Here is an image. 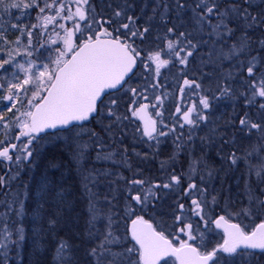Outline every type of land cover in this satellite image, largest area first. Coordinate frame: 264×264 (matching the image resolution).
Masks as SVG:
<instances>
[{
    "label": "snow or ice",
    "instance_id": "6c2138e0",
    "mask_svg": "<svg viewBox=\"0 0 264 264\" xmlns=\"http://www.w3.org/2000/svg\"><path fill=\"white\" fill-rule=\"evenodd\" d=\"M69 5H74L75 10ZM161 6L163 11L159 13V21L162 28L154 39L163 41V46L157 43L156 48H150L144 57L135 39L141 43L148 41V34L152 31L150 22ZM255 7L259 6L254 4V0H195L194 3L174 0L175 15L181 17L180 24L190 22L192 25L191 30L181 31L175 22L168 26L172 5L167 0H158L152 8L153 16L148 17V23L141 30L136 25L137 18L127 15L124 7L114 9L109 17L97 19L90 0H0V18L5 15L15 17V22L0 28V131L5 137L12 136L20 142L10 143L0 139V165L12 162L13 152L24 153L23 157L19 154L15 156L17 163L22 160L31 163L34 142H39L38 138H59L58 131L49 130H83L84 123L103 116L105 108L109 118V124L103 129L105 132L111 133L113 125L119 126L123 120L131 119L139 120L141 123L136 125V131L139 132L142 127L143 136L148 141L156 140L157 145L159 137L176 135L175 127L163 130L168 128L160 110L166 94L157 95L155 103H141L138 97L143 100H149V97L139 92L138 88H124L128 83L125 78L129 74L135 75L138 61L143 63L144 59L147 61L146 70L152 71L154 65L157 77L161 75V69L179 65L178 71L183 78V84L179 86L181 96L186 89L198 90V94L203 90L202 83L188 78L185 70L190 63L189 58L200 44L209 42L213 46L220 44L217 59L221 63L233 60L238 63L232 64L227 74L221 76L214 97L200 95V107L195 104L187 108L183 104L176 106L177 120L183 121L180 129L189 126L187 139H192V130L199 127L201 121H208L213 98L220 100L236 95V90L229 83L235 79L232 69L236 70L244 84L239 94L244 97L245 108L258 106L262 116L258 122L245 111L238 118L239 130L248 137L255 135L256 142L245 147L241 153L232 150L226 157L222 156L230 167L239 166L242 161L246 169L245 196L248 202L238 209L232 208L230 199H226L224 207L220 208L219 193L214 188L209 189L214 170L207 169V181L203 175L199 181L195 179L200 171V160L189 161L188 173H177L174 168L169 172L168 161H161L162 175L158 181L141 178L138 171L133 172L131 177L119 175L117 179L125 184L122 211L116 189H112L114 194L111 198L105 195L102 204L98 193L89 187L96 183L97 175L109 176L112 173L89 170L82 177V183L89 201L88 235L93 239L100 237L99 243L88 251L94 264H237V261L239 264H264V187L259 189V194L252 187L253 178L257 185H264V71H260L264 68V56L260 55L264 52V8L254 11ZM32 11H35L36 22L29 26L23 23V18L30 16ZM186 12L190 15L185 20ZM61 21H67L68 26ZM9 29L19 33L15 40L8 38ZM257 31L261 33L260 38L254 39L253 34ZM204 35L212 38L211 41L196 38ZM17 57L26 59L21 61ZM121 88L131 93L124 114L118 113L116 99H110L105 104L109 90ZM149 107L156 109L155 116L159 120L151 117ZM79 136L80 131H77L71 143L65 140L69 158L77 172L81 171L85 153L90 147L88 143H79ZM182 137L183 132L176 135L174 144L177 150L183 147ZM91 138H95L96 160L115 163L117 153L104 152L103 141L97 133L91 132ZM224 143L234 144L235 141L226 140ZM124 152H127L126 148ZM178 155L179 151H174L169 160L175 161ZM123 163L131 170L127 159ZM51 167L58 165L52 162ZM7 184L8 181L0 176V188ZM54 188L47 181L42 185V190L51 197L50 228L58 223L66 204L64 191ZM160 189L176 193L169 214L172 223L168 225L176 235L163 230L155 219H146L147 213L156 209L155 201L161 198ZM4 196L5 199L0 202L6 209L0 214V224H3L0 228V251L4 259L0 260V264H7L9 245L24 239L22 226L13 231L8 225L11 215H24V202L19 199L18 193H4ZM9 196L12 198L9 199ZM17 204L19 207H16ZM40 207L43 208L44 203ZM217 208L222 214H214ZM244 219H248L250 224H245ZM120 220H124L127 227L117 232ZM97 222L103 223L102 233L97 228ZM201 222L203 230L199 227ZM212 225L223 235L209 246L210 242L205 241V232H211ZM92 228H96V232H92ZM117 248L119 250H115ZM56 257L58 264H73V251L68 241H60Z\"/></svg>",
    "mask_w": 264,
    "mask_h": 264
},
{
    "label": "rangeland",
    "instance_id": "374dc122",
    "mask_svg": "<svg viewBox=\"0 0 264 264\" xmlns=\"http://www.w3.org/2000/svg\"><path fill=\"white\" fill-rule=\"evenodd\" d=\"M95 4L90 0L91 5L94 7L97 19L101 16L109 17L111 16L114 9H118L120 7L126 8L127 15L131 14V10L134 9L133 5L128 7L130 0H93ZM137 8L140 10V16L145 18V22L148 23V17L153 16L152 8L157 4L158 0H134ZM190 3H194L195 0H189ZM111 4L112 7L109 8L108 5ZM169 4L172 5L173 10L168 13V25L169 27L175 22L179 25V30H191V23L180 24L181 17L175 15L174 11V0H169ZM254 4L259 7H255L254 11L261 10L264 8V0H254ZM74 9V5H69ZM15 11V10H12ZM163 11V7H159L157 13L155 14V18L150 22L152 26V31L148 34V41L144 43L136 42L135 44L143 50L144 57L147 55V51L151 48H156V44L160 43L161 46L163 41H155V35L158 31H160V27H162L159 21V13ZM35 11H32L30 16H25L23 18V23L26 25H31L35 23ZM190 15V12H186L184 14L185 20L187 16ZM11 22H15V17L10 15H5L0 18V28H5L9 26ZM68 26L67 21H61ZM124 22L127 23V19L124 18ZM158 27V30L155 28ZM52 26H49V32H51ZM59 31V29H57ZM123 31V30H121ZM161 34H163L161 32ZM19 35L15 30L9 29L8 38L10 40H15ZM203 36H197V39H203L211 41L212 38H202ZM236 39V37H233ZM259 39V38H256ZM26 40V37H25ZM231 43V41H229ZM229 43V44H230ZM200 49H197L194 52V55L189 58L190 63L187 66L186 75L188 78L197 80L202 83L203 90H185V94L183 97L179 91V86L183 84V78H181V74L178 71L179 65L176 67H169L162 69L161 75L157 77L154 72V65L152 71L146 70L147 61L144 59V62L140 64V68L136 73V78L132 80V82L127 83L124 88H138L139 92L143 95L148 96L149 100L140 99L141 103H155V97L157 95H165L166 99L163 100V107L160 109L163 112V117L173 116L175 117L176 106L180 104V100L183 102H188L191 104L199 105V98L201 94H206L210 97H214V93L216 90L217 83L221 79L222 75H226L229 69H231L232 64L229 61H223L221 63L220 60L217 59V50L220 48V44L213 46L211 42L208 44H200ZM208 51L206 55H202L203 52ZM211 53V55H210ZM256 55L255 53H252ZM162 58H166L162 55ZM18 60L26 59L25 57H17ZM242 59H246L243 58ZM230 63V64H229ZM233 71V69H232ZM260 71H264V68L260 69ZM233 74L234 71H233ZM241 82V79H236V84ZM230 83V81H229ZM159 85V87H156ZM232 87V83L230 84ZM244 84L240 87L236 93V95L232 98H222L220 100L212 99V108L208 111L209 119L207 122L201 121L199 127H195L192 130V139L188 140L187 137L189 135V129L183 131V148L177 150L175 148L174 141L175 137H171L173 139H166L163 137H159L160 143L157 145L156 140L147 141L143 139L140 131H136V123L134 120H123L119 126L113 125L112 132H105L103 129L106 125L109 124V118L106 116L107 108L104 109V115L98 116L95 118L93 124L84 125L83 130L75 129L72 132L62 131L59 132V138L50 137V138H38L39 142H35L34 148L37 150L39 155V160L42 157V151L49 147H53L54 144H58L62 146V150L65 151L63 154L70 160V153L68 147L65 144V140H68L71 143V138L76 137L77 131H80V136L78 137L79 143L84 144L88 143L90 147L87 149L85 153V160L82 166V169H85L84 175L88 173L91 169H99L100 171H109L112 174L109 176L97 175L96 183L90 184L89 187L93 188L96 193H98V199L101 200V193L107 194L109 198L113 196L112 189H116V195L118 200L123 201L124 195V181L118 180L117 177L119 175H123L124 177H131L133 172L138 171L141 178H144L149 181H158L162 175L161 173V161H168L169 167L168 171L171 172L173 170L174 165L178 164L180 161H184V169L179 170L188 173L189 171V161L192 159L200 160L201 163L199 165L200 171H198L195 175V179L199 181L200 176L203 175L205 180H208L207 169L214 170V176L209 182V189L213 188L217 193L219 189H221V195L219 193L220 199V208L224 207L225 200L230 199L231 206L233 209H238L242 204H247V199L245 196V178L246 176H242L241 170L239 168L240 165H244L241 161L239 166H229V162L226 159H222L226 157L228 153L232 150L240 151L241 153L245 147H248L252 143L256 142L257 137L252 136L248 137L244 132L239 130V117L243 116L245 111L249 112V115L253 120L260 121L262 119L261 114L258 112V106L245 108V101L243 103V111H237L238 97L240 96V91L243 90ZM122 88L116 94L111 95L105 100V104L107 105L110 99L117 100V111L120 114H124L127 111V105L131 99V93H126ZM236 90V88H235ZM149 113L152 117L155 116L156 109L149 107ZM232 114H236L234 117ZM129 117L131 116L128 113ZM226 116V117H225ZM224 117V119H222ZM159 120V117H157ZM173 121H177L176 119H172ZM189 128V127H187ZM12 131V130H10ZM18 132V130H16ZM166 131V130H165ZM95 132L98 134L99 138L103 141L104 152L115 151L117 154L114 157L116 161L119 158L118 154L121 155V158L128 159V164L131 165V170L128 166H126L123 161L115 162L112 161H97V148L93 143L95 138L90 139V133ZM0 135L4 136L3 132L0 131ZM119 137H121L119 139ZM232 141L235 143L225 144L224 141ZM250 143L249 145H246ZM125 144V146H124ZM152 145V147H149ZM186 145V149L184 146ZM56 147V145L54 146ZM237 149H235V148ZM127 149V152H124V149ZM174 151H179V155L177 156L175 161H170L169 157L173 155ZM155 152V154H152ZM136 153H140L139 156ZM159 153H162V156L159 157ZM149 154L151 156H149ZM210 154V156H209ZM146 156V158H145ZM208 156V158H207ZM157 157V158H156ZM60 162V161H52L55 162L58 167L53 168L51 164L48 163L43 165L42 161L39 162V170L34 171L29 166V168L25 171H22L25 176L24 179L21 177L20 181L16 183V185L12 187H7L8 193H18L19 199L24 202V215L22 217H16L12 215L11 218L16 221V225L13 227L15 230L17 227L22 226L24 231V238L26 234L30 235L28 242V251L30 249V256L26 259V264H28V259L31 257L35 259L36 263L39 261L40 256H43L48 251V259L52 261L53 264H57L56 257V248L60 243L57 240L56 228H59V224L64 221L65 226H69V223L74 221V218H71V202H70V194L71 187L69 183V162ZM71 161V160H70ZM51 162V163H52ZM71 163V162H70ZM226 165L234 175L231 178L232 187L228 189V181H226V175H218L222 170V167ZM157 171L156 175L149 173V170L152 169ZM147 171V172H146ZM177 171V170H175ZM77 172V170L75 171ZM177 172V173H180ZM83 175V176H84ZM220 176V177H219ZM166 178V177H165ZM33 179V180H32ZM48 182L50 185H54V190L62 189L65 193L66 204L63 208L62 215L59 218L58 223L54 228L49 227V217L52 215L51 212V197L47 195L42 190V185L45 182ZM115 181V183H111ZM255 178L252 179V187L253 183H255ZM222 185H221V184ZM83 185V184H82ZM11 190V191H9ZM102 190V192H101ZM80 191V189H79ZM83 193H82V192ZM80 195L88 197L87 193L84 190V187H81ZM161 198L155 201L156 209L154 212H148L146 215V219H155V221L161 226L163 230H166L170 235H176V232H173L171 228H168V225L172 223L169 219V214L171 212V206L173 205V201L176 199V193H168V190L160 189ZM167 193V194H166ZM105 196V195H104ZM10 198H12L10 196ZM104 200V197L102 198ZM47 201V202H46ZM119 201V202H120ZM46 202V203H45ZM41 203H44V207L41 208ZM151 206V205H150ZM19 207V204L16 205ZM209 207H212L211 205ZM220 208H217L215 211V215L222 214L220 212ZM69 216V217H68ZM23 218H25L23 220ZM197 219V218H194ZM255 220V217H253ZM27 222V223H26ZM256 222H259L256 220ZM245 224H250L248 219H244ZM127 225V224H126ZM25 226H27V233L25 232ZM62 226V224L60 225ZM251 226V225H250ZM199 227L203 230L204 225L201 222ZM211 232H205V241L210 242L209 246L214 245L220 237L222 236L220 232L213 229ZM71 230V229H69ZM63 231V232H62ZM117 232H122L123 229L118 226L116 229ZM60 236H64V230H60ZM92 232H96L95 230ZM58 235V236H59ZM65 237V236H64ZM100 237L97 236L95 239L91 238L93 241V245L88 248H93L99 243ZM26 241V239H25ZM20 241L14 247V255L17 256L16 264L20 262ZM176 243H179L178 241ZM198 244L199 241H196ZM10 248V245H9ZM48 248V249H47ZM73 257L76 254L79 256L85 255L84 253H79L73 250ZM115 250H119L118 248ZM25 249V252H28ZM86 258L83 264H94V259L86 254ZM74 259V258H73ZM73 264H81L73 260ZM239 264V261H237Z\"/></svg>",
    "mask_w": 264,
    "mask_h": 264
},
{
    "label": "trees",
    "instance_id": "16d2710c",
    "mask_svg": "<svg viewBox=\"0 0 264 264\" xmlns=\"http://www.w3.org/2000/svg\"><path fill=\"white\" fill-rule=\"evenodd\" d=\"M92 3L95 4V2L93 0H92ZM167 3H169V0H167ZM258 11H260V10H258ZM161 28L162 27H160V30H161ZM155 30H158V27H156ZM236 35L239 36L240 33L237 32ZM260 35H261V33L259 31H257L256 33L253 34V38L254 39L260 38ZM202 38H208V36L204 35ZM162 46H163V44H162ZM254 47H255V45H254ZM198 49H200V48L198 47ZM207 53H208V51H205L202 53V55H206ZM253 53H255V52H253ZM260 55L264 56V52L260 53ZM230 63L235 64L238 62L236 60H233ZM233 71L235 73V74H233L235 79L230 80V84L232 83L233 88L234 89L236 88V93H237L239 90V86L241 87L243 85V82L241 81L238 83V85L236 84V79H238V78L240 79V75L236 72L235 69H233ZM244 75H246V72L244 73ZM237 97H238V102H239L237 104V108H238L237 111L242 112L243 111L242 106L244 103V97L243 96L239 97L238 95H237ZM232 115L234 117L236 114L235 115L232 114ZM93 122H94V120H91L89 123H85L84 125L89 124V126H91L90 124H93ZM249 144L250 143H248L246 145H249ZM55 145H56V147H54ZM124 146H125V144H124ZM61 148H62L61 145L54 144L53 147H49V148L44 149L42 151V153H43L42 157H46V158L48 157V158H50L51 161L67 162L68 158H66V156H64V154H63L65 151H63ZM184 149H186V145L184 146ZM235 149H237V148H235ZM237 152L239 153L240 151L238 150ZM149 156H151V155L149 154ZM209 156H210V154H209ZM207 158H208V156H207ZM40 162H41V160H40ZM68 162H69V165H68L69 176L68 177H69V183H70V187H71V190H70L71 191V194H70L71 211H70L69 216H71V218H74V221L69 223V226H65L64 221L61 222L59 224V228L58 229L56 228L57 231H56L55 236L57 237V240H59V242L61 240L68 241L69 244L71 245V247H73L75 250H78V251H76V253L77 252L84 253L85 255H83V256L82 255L79 256L78 254H76L74 259H73L74 261H76V263L80 262L81 264H83V262L87 256L86 254H88V251L90 250V248H88V247L93 245V241L91 240V238L88 235V233H89V224H88L89 214H88V210H87L88 209V203H89L88 197L85 196V194H83V196L80 195L81 187L83 186L82 185L83 184L82 183V177L85 173V171H84L85 169L81 168L80 172H75L76 169H75L74 165L72 164V162L70 160ZM183 164H184V161H180V162H178V164L174 165L173 168L175 170H177L176 172H180L179 170H182L185 167ZM239 168L241 170V173L243 174L242 176H246L245 166L240 165ZM149 173L156 175L158 172L153 170V168H152L149 170ZM231 174L234 175V173H232V171H230L229 168L226 167L225 164L222 167V170L218 174L221 176L226 175V181H228V184H227L228 189H230L232 187V184H231L232 175ZM253 186H254L253 189L258 194H259V189L261 187H264V185H257L256 182L253 183ZM79 189H80V191H79ZM9 191H11V190H9ZM94 192H95V190H94ZM101 192H102V190H101ZM218 192L221 195V189H219ZM4 193H8V190L6 188H0V202H2L5 199ZM99 195H101V197H100L101 200H99V201L103 204L104 200L102 198L105 197L104 195H107V194L101 193ZM8 198L11 199L10 196ZM119 201H120V199H119ZM119 207H120V210L122 211L123 210V201L119 202ZM5 210H6L5 206L2 203H0V214L4 213ZM13 219L14 218H10L8 220V225L13 231H15L13 229V227L16 225V221ZM24 219L25 218H23V220ZM61 224H62V226H60ZM119 227L122 229L127 227L124 220L119 221ZM0 228H3V224H0ZM97 228H99V231L102 233L104 231L103 223L97 222ZM24 229H25V232L27 233V226H25ZM69 229H71V230H69ZM60 230H64V232H65L64 236L65 237L62 235L61 236L59 235V234H61ZM94 230L96 231V228H92V231H94ZM29 238H30V235L26 234L25 238L23 239V241L20 244V252H19L20 253V262H19V264H26V259L30 256V249L28 251ZM14 239H15V237H14ZM25 239H26V241H25ZM15 246H16V244H10V248L8 249V252H7V264H16L15 262H17L18 258L16 259L17 256L14 255V247ZM25 249L28 252H25ZM48 252L45 253L43 256L38 257L39 261H37V263H36L35 259L33 258V260H32L31 257L28 259L27 263L28 264H53L52 261L48 259ZM3 259H4L3 253H2V251H0V260H3Z\"/></svg>",
    "mask_w": 264,
    "mask_h": 264
},
{
    "label": "flooded vegetation",
    "instance_id": "af4514ba",
    "mask_svg": "<svg viewBox=\"0 0 264 264\" xmlns=\"http://www.w3.org/2000/svg\"><path fill=\"white\" fill-rule=\"evenodd\" d=\"M129 4L131 6L133 5V7H134V9L131 10V14L130 15L133 16L134 18H137L136 19V25L138 27H140L141 30H142V26H144L146 24V22L144 20L145 18H143V17L140 16V10L137 8V5L135 4L134 0H130L129 1ZM135 41L136 42H141L139 39H135ZM140 64L141 63L138 61V67L134 71L135 72V75H132L131 76V78L128 80V83L132 82V80L136 78L135 76H136L137 71L140 68ZM161 72H162V69H161ZM180 101H181L180 104H183V106L185 108L191 107L194 104V103L191 104V103H188V102H185V101L183 102L182 100H180ZM195 105H197V104H195ZM148 112H149V110H148ZM175 114H176L175 117H173V116L163 117L164 122L168 125V128L163 129V130L164 131L165 130L168 131V129H170L172 127H175L177 129L176 135H178L179 133H181V132L189 129V128H187L189 126L188 125H185L184 129H180L179 125L181 123H183V121L182 120H177L178 114L176 113V110H175ZM152 118L153 119H157V117H152ZM172 119H176L177 121L174 123V121ZM222 119H224V117ZM134 122L136 123V125H139L140 124L138 122V120H134ZM140 133H141L143 139H145L146 142H147L148 141V138L143 136V129H142V127H141V130H140ZM176 135L170 134L168 137H163V136H161V137L166 138L168 140V139H173L171 137H175L176 138ZM120 138L121 137H119V139ZM0 139H6L10 143H20L19 141L15 140L14 137H12V136L5 137V136H1L0 135ZM34 144H36V143L34 142ZM17 154H19L21 157H23V155H24V153H22V152H20V153L13 152L12 153V155L14 157L13 161L10 162V164L9 163H5L3 165H0V176H3L4 179L6 181H8V184L4 188L12 187V186L16 185V183H18L20 181V178L21 177L24 179L25 176L23 175L22 171L27 170L29 168V166L34 171H38L39 170V162H40V160H39L38 152H37V150L35 148H33V157L30 158L31 159V163H29V161H27V160H22L21 162L17 163V161L15 160V156ZM152 154H155L156 155L155 152H152ZM118 156H119V158L116 159V162L117 163L120 162V161H124L126 159L125 157L124 158H121L120 157L121 155H119V154H118ZM160 156H162V153H159V157ZM41 161H42L43 165H46V164L52 162L50 160V158H48V157L47 158L46 157H41ZM127 161H129V160L127 159ZM177 245H178V243H177Z\"/></svg>",
    "mask_w": 264,
    "mask_h": 264
},
{
    "label": "water",
    "instance_id": "95a60500",
    "mask_svg": "<svg viewBox=\"0 0 264 264\" xmlns=\"http://www.w3.org/2000/svg\"><path fill=\"white\" fill-rule=\"evenodd\" d=\"M130 75L131 74H129V77H130ZM129 77H126L125 79L127 80ZM114 91H116V90H109V93H111V92H114ZM139 121V120H138ZM86 123V122H85ZM139 123H141L140 121H139ZM52 131H63V129H60V130H49V132H52ZM43 135V134H42ZM213 227H214V229H215V226L213 225ZM215 230H217V229H215ZM217 231H219V230H217ZM219 232H221V231H219ZM222 233V232H221ZM223 234V233H222Z\"/></svg>",
    "mask_w": 264,
    "mask_h": 264
}]
</instances>
